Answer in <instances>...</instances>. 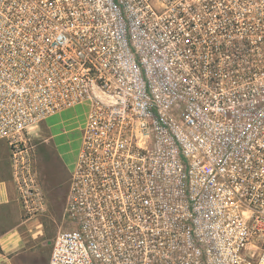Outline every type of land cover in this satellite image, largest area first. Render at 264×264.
Instances as JSON below:
<instances>
[{
	"label": "built area",
	"instance_id": "built-area-1",
	"mask_svg": "<svg viewBox=\"0 0 264 264\" xmlns=\"http://www.w3.org/2000/svg\"><path fill=\"white\" fill-rule=\"evenodd\" d=\"M213 1L0 0L25 216L45 209L31 130L90 102L48 264H264V42Z\"/></svg>",
	"mask_w": 264,
	"mask_h": 264
},
{
	"label": "crops",
	"instance_id": "crops-1",
	"mask_svg": "<svg viewBox=\"0 0 264 264\" xmlns=\"http://www.w3.org/2000/svg\"><path fill=\"white\" fill-rule=\"evenodd\" d=\"M0 148H3L0 164L4 163L5 166L2 169L0 165V264H48L52 239L58 229L59 212L53 221L54 226L42 218L44 214L29 217L23 214L12 177L10 154L6 145L2 144ZM74 161L75 158L65 159L50 147L46 149L45 155L32 160L33 165L35 162L41 165L45 194L49 199L54 198L56 203L63 193V167L68 166L71 172Z\"/></svg>",
	"mask_w": 264,
	"mask_h": 264
},
{
	"label": "rangeland",
	"instance_id": "rangeland-1",
	"mask_svg": "<svg viewBox=\"0 0 264 264\" xmlns=\"http://www.w3.org/2000/svg\"><path fill=\"white\" fill-rule=\"evenodd\" d=\"M213 3V10L233 12L237 15L239 27L230 34V39H237L243 42H264V0H214ZM201 8L203 9V7ZM255 68L258 75L264 76V65H256ZM223 72L232 73L231 69ZM89 107L90 102L84 101L49 116L39 123L37 127H34L31 130V159L33 160L39 155L42 157L46 154V149L49 147L65 159L73 160L76 158ZM2 144L6 145V149L10 154L6 141L0 140V145ZM0 153L3 154V148H0ZM0 165L4 169V163ZM32 168L35 173L33 187L39 191L40 196H43L42 200L45 207L44 210H40L36 214H44L42 218L49 220L51 225L54 226L55 222L53 221L56 214L64 205L69 178L68 173H70L69 168L68 166L63 167L65 173L61 186L63 193L60 194L61 197L57 203L54 198L49 199L45 194L43 175L40 171L41 165L35 162L34 165L32 164Z\"/></svg>",
	"mask_w": 264,
	"mask_h": 264
}]
</instances>
